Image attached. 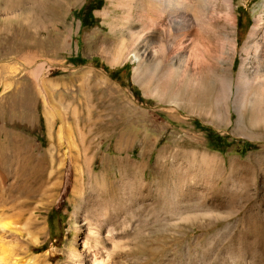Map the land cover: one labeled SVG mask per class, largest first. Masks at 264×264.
Segmentation results:
<instances>
[{"label": "rangeland", "instance_id": "1", "mask_svg": "<svg viewBox=\"0 0 264 264\" xmlns=\"http://www.w3.org/2000/svg\"><path fill=\"white\" fill-rule=\"evenodd\" d=\"M84 1L59 0L57 11L42 17L38 27L29 23L35 16L27 12L32 0H23V7L16 6L9 13L0 3V68L14 62L19 66L17 73L0 74V215L3 213L14 224L13 233L4 235L17 264L30 257L35 260L28 264H264V241L246 229L250 215L245 212L254 200L231 209L205 207L199 211L201 215L192 206L170 214L164 207L140 203L143 210L114 230L123 238H118L121 244L117 242L113 249L108 242L110 258L106 253L96 259L87 255L86 222L92 219L83 202L92 191L101 189L71 174L58 185L60 160L67 166L76 161L84 169L88 164L93 175L115 178L118 167L113 160L123 157L143 163L140 175L144 178L157 179L153 167L159 154H165L169 163L184 166L189 159L183 151H194L206 155L211 163L208 170L199 165L189 169L191 182L233 167L248 176L251 195L264 200V122H251L250 111L238 120L232 105L239 52L229 68L227 116L213 119L207 111L210 104L223 97L220 77L203 80L201 90L195 78L190 80L186 92H192L197 100L193 109L161 100L151 87L144 88L134 78L136 61L128 54L123 26L116 21L120 17L117 3L103 0L102 6L92 11L97 25L82 27L75 10ZM263 2L232 1L233 36L238 49L258 15L264 29ZM238 11L241 29L237 25ZM176 50L184 56L185 68L192 69L195 56L200 57L197 46L188 41ZM252 62L264 67V34ZM125 64L126 70L117 75L118 79L103 69ZM166 64L164 58L146 56L142 61L149 74L157 66L161 72H170ZM180 79L173 81L174 90L182 86ZM252 79L250 97L264 103V75ZM132 86L138 89V96ZM215 135L223 138V152L212 146ZM22 147L36 162L22 155ZM170 178L173 181L171 174L168 186ZM152 192L157 194L154 186ZM76 205L81 208L74 215ZM261 205L264 218V201ZM34 221L40 223L42 231L33 227ZM77 232L80 234L76 238Z\"/></svg>", "mask_w": 264, "mask_h": 264}, {"label": "bare ground", "instance_id": "2", "mask_svg": "<svg viewBox=\"0 0 264 264\" xmlns=\"http://www.w3.org/2000/svg\"><path fill=\"white\" fill-rule=\"evenodd\" d=\"M113 1L117 3V10L120 12V17H115L116 21L123 26L121 32L128 39L130 47L128 54H131L136 61L133 75L141 86L151 87L156 97L158 96L163 101L172 102L177 107L184 106L187 109H193L197 107V100L192 92H186L190 80L195 78L196 86L198 85L201 90L203 80L208 77H220L224 84L223 97H219L213 104H210L207 112L213 119H224L228 113L226 96L231 91L229 68L233 63V57L239 52L240 62L234 79L232 105L237 112L238 120L246 111H250L249 120L251 122H264V103L257 98L250 97L254 84L252 78L264 75V67L256 66L252 62L260 36L264 34L260 15L256 17L238 49L236 38L233 36L235 18L233 0ZM0 3L5 13H9L16 6L23 7V0H0ZM59 4V0H32L27 7L28 13H35V16L30 17L29 23H32L30 26L38 27L42 22V17L55 13ZM262 5L264 7V2ZM8 20L10 18L6 21ZM184 41L195 44L199 49L200 57L195 56L196 63L192 69L184 67V56L176 50V47ZM146 56L153 59L164 58L168 62L166 65L170 72H161L157 66L149 74L146 67H142V61ZM18 70V64L14 62L2 66L0 74H14ZM179 77H181L179 81L183 87L174 90L173 81ZM20 152L30 162H36V159L30 158L31 154L28 149L22 147ZM183 155L189 159L184 166L177 162L169 163L165 154H159L153 167V171L157 173V179L154 176L144 178L140 175L144 164L135 163L123 157L113 160L118 167V174L115 178H110L108 174L93 175L88 164L84 169L76 161L69 162L68 166L62 160L59 161L56 171L58 172V185L63 184L67 176L71 174L77 175L80 180L92 181L102 190L100 192L96 190V193L92 191L88 201L83 202L84 208L89 213L88 216L92 219L86 222L87 231L84 240L89 257L96 259L98 255L106 253V256L110 258L108 242H111L110 248L113 249L119 243L118 240L120 241L118 238L122 237V233H117V231L115 233L114 230L123 221L132 219L140 210H143L139 207L140 203L149 207H164L167 213L175 214V212H184L191 206L198 213L202 208L210 209L209 206L217 209L222 206L231 209L235 205L243 202L250 203L254 200L256 202H253V206H249L245 212L250 215V222L246 229L254 237L264 241V218H262L261 208L264 200L251 195L248 176L235 172L231 167L228 171L219 172L217 176L204 177L201 174L204 178H195L191 182L188 179V170L198 165L208 170L211 162L206 155H197L194 151H183ZM107 164L108 162L105 161L104 166ZM170 174L173 181L170 178L171 185L168 186L167 178ZM153 186L157 194H153ZM198 189L204 190V193H197ZM80 206L76 205L74 215L78 213ZM217 214L220 213L217 212ZM2 215H0V264H17L16 258L10 253V247L4 235L6 232L13 233L14 224ZM197 215H201L200 212ZM33 227L38 232L43 229L39 222H35ZM79 234L77 232L75 237H79ZM125 234L127 235L124 232L123 235ZM72 255L77 257L74 252ZM34 260L35 257H30L28 260L20 261L19 264H28ZM74 263L77 264L73 261ZM84 264H88V261Z\"/></svg>", "mask_w": 264, "mask_h": 264}, {"label": "trees", "instance_id": "3", "mask_svg": "<svg viewBox=\"0 0 264 264\" xmlns=\"http://www.w3.org/2000/svg\"><path fill=\"white\" fill-rule=\"evenodd\" d=\"M103 4V0H85L84 3L77 9L75 10V14L77 16V18H79L80 20V25L82 27L85 26H94L97 25V20L95 19V17L92 14V11L94 9H98L102 6ZM240 17H241V11H238V16H237V25L239 27V29H241L240 27ZM248 26V22H247V18L244 19V28L246 29ZM79 55L75 56V60H78ZM82 60L79 61V63ZM83 62V61H82ZM78 63V62H77ZM126 66L127 64L120 66V67H115L113 69H110L109 67L103 66V69L108 73V75L111 78H117V75H119L123 70H126ZM132 91L134 92V94L136 96H138L139 91L136 87H131ZM211 133V132H210ZM209 133V134H210ZM214 134V133H213ZM212 140V146L214 148L219 149V151L223 152L225 147L224 146V141L223 138L215 135L214 138H211ZM249 144H245V148L248 147ZM57 211V209H55ZM53 209H50V211L47 213V220L48 222H50V218H51V213H52Z\"/></svg>", "mask_w": 264, "mask_h": 264}]
</instances>
